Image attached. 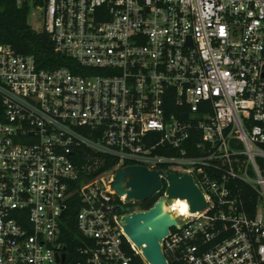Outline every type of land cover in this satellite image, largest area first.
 <instances>
[{
    "label": "built area",
    "instance_id": "2783aa9c",
    "mask_svg": "<svg viewBox=\"0 0 264 264\" xmlns=\"http://www.w3.org/2000/svg\"><path fill=\"white\" fill-rule=\"evenodd\" d=\"M14 3L83 72L0 45V264L64 261L72 206L76 264H131L116 218L145 210L112 188L126 166L203 195L175 210L167 264H264V0Z\"/></svg>",
    "mask_w": 264,
    "mask_h": 264
},
{
    "label": "water",
    "instance_id": "95a60500",
    "mask_svg": "<svg viewBox=\"0 0 264 264\" xmlns=\"http://www.w3.org/2000/svg\"><path fill=\"white\" fill-rule=\"evenodd\" d=\"M166 184L164 195L148 210L123 213L117 224L146 264H167L162 252V242L171 228H180L169 205L175 200H186L190 212H201L206 204L192 176H178L163 170H150L143 166H126L114 173L113 190L125 202L139 203L152 198ZM63 259V258H62Z\"/></svg>",
    "mask_w": 264,
    "mask_h": 264
},
{
    "label": "trees",
    "instance_id": "16d2710c",
    "mask_svg": "<svg viewBox=\"0 0 264 264\" xmlns=\"http://www.w3.org/2000/svg\"><path fill=\"white\" fill-rule=\"evenodd\" d=\"M28 8H18L14 0H0V45L10 46L16 53L32 56L40 69L53 70L59 67L69 69L73 74H82L77 63L69 57L54 52L53 45L45 33H37L28 25ZM1 113V107H0ZM111 166L105 165L101 171L108 170ZM162 193L140 203L139 209H150ZM75 206H72L65 216V226L62 230V240L66 244V258L59 264H76L83 262L84 257L76 251L82 245V238L74 228ZM129 210L127 209L126 212ZM126 253L131 259V264H146L139 254H135L126 242Z\"/></svg>",
    "mask_w": 264,
    "mask_h": 264
},
{
    "label": "bare ground",
    "instance_id": "6f19581e",
    "mask_svg": "<svg viewBox=\"0 0 264 264\" xmlns=\"http://www.w3.org/2000/svg\"><path fill=\"white\" fill-rule=\"evenodd\" d=\"M187 208L188 205L184 200H175L169 205V210L173 211L174 213H176L175 210L178 211L179 209L180 211H183V209H187Z\"/></svg>",
    "mask_w": 264,
    "mask_h": 264
},
{
    "label": "rangeland",
    "instance_id": "374dc122",
    "mask_svg": "<svg viewBox=\"0 0 264 264\" xmlns=\"http://www.w3.org/2000/svg\"><path fill=\"white\" fill-rule=\"evenodd\" d=\"M28 25L31 27V29H36L38 26V22L36 20V15H31L27 20Z\"/></svg>",
    "mask_w": 264,
    "mask_h": 264
},
{
    "label": "flooded vegetation",
    "instance_id": "af4514ba",
    "mask_svg": "<svg viewBox=\"0 0 264 264\" xmlns=\"http://www.w3.org/2000/svg\"><path fill=\"white\" fill-rule=\"evenodd\" d=\"M163 186V185H162ZM139 207V206H138Z\"/></svg>",
    "mask_w": 264,
    "mask_h": 264
}]
</instances>
